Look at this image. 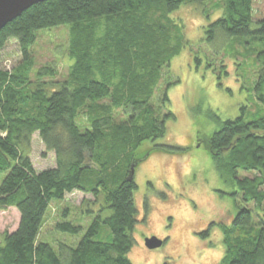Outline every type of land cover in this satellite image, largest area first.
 Instances as JSON below:
<instances>
[{"label":"trees","instance_id":"1","mask_svg":"<svg viewBox=\"0 0 264 264\" xmlns=\"http://www.w3.org/2000/svg\"><path fill=\"white\" fill-rule=\"evenodd\" d=\"M194 1L46 0L0 30V61L13 39L22 55L13 68L0 67V175L5 174L0 209L15 207L20 213L18 228L0 235V264H132L140 215L135 170L147 156L137 149L164 136L175 117L171 111L162 114L164 105L155 104L154 96L164 68L186 42L183 26L170 14ZM252 21L253 0H226L224 14L207 32L209 40L223 38L256 54L254 92L264 104V18L257 28ZM60 26L69 27L73 61L63 80L55 66L37 67L32 48L39 31ZM221 61L226 76L227 63ZM161 100L169 101L167 90ZM37 132L55 153V167L35 168L31 142ZM202 137L220 176L246 203L231 224L212 223L202 234L221 224L226 248L220 264H264V218L254 222L248 206H264V115L222 121ZM189 149L154 144L150 151L178 155ZM240 170L257 174L241 177ZM74 191L94 200L73 218L64 209L55 227L78 241L57 239L56 247L40 240L52 203Z\"/></svg>","mask_w":264,"mask_h":264},{"label":"rangeland","instance_id":"2","mask_svg":"<svg viewBox=\"0 0 264 264\" xmlns=\"http://www.w3.org/2000/svg\"><path fill=\"white\" fill-rule=\"evenodd\" d=\"M225 8L226 0H198L183 4L170 14L183 26L186 42L164 68L154 103L162 102V114L171 111L175 117L167 122L164 136L144 141L137 149L139 156H147L135 170L134 198L140 215L134 229L136 242L129 253L132 264H220L226 248L221 224L214 225L209 234L202 233L212 223L231 224L239 209L246 206L240 194H233L234 186L220 176L202 137L211 135L222 121L241 115L247 120L264 115V104L254 92L260 67L256 54L248 53L239 43L233 48V43L225 44L223 38L209 40V25L224 14ZM263 18L264 0H253L252 28H257ZM41 31L32 47L37 67L53 65L59 71L57 79L68 78L73 63L68 53L69 27ZM259 43L255 46L260 47ZM222 59L227 63L226 76L221 73ZM21 60L18 41H8L0 67L11 69ZM166 90L169 101L164 102L161 98ZM211 111L216 115H211ZM154 144L190 149L178 155L150 151ZM31 149L38 171L56 166L55 153L46 149L38 132L33 135ZM256 174L239 172L241 177ZM4 176L0 175V184ZM93 200L91 194L74 191L63 201L53 202L39 239L56 247L57 239L76 243L78 237L58 233L55 225L63 220L64 209H70L69 217L73 218L87 201ZM248 206L254 211V222H259L260 216L264 218V206L263 213L253 203ZM92 220L83 223L87 226ZM19 222L20 213L15 207L0 209V235L14 232ZM152 236L163 240V245L147 247L145 240Z\"/></svg>","mask_w":264,"mask_h":264},{"label":"water","instance_id":"3","mask_svg":"<svg viewBox=\"0 0 264 264\" xmlns=\"http://www.w3.org/2000/svg\"><path fill=\"white\" fill-rule=\"evenodd\" d=\"M46 0H0V30L9 22L19 17L32 5ZM134 173V170H133ZM146 246L154 249L163 245V240L157 236L148 237Z\"/></svg>","mask_w":264,"mask_h":264},{"label":"crops","instance_id":"4","mask_svg":"<svg viewBox=\"0 0 264 264\" xmlns=\"http://www.w3.org/2000/svg\"><path fill=\"white\" fill-rule=\"evenodd\" d=\"M263 209H261L260 211L262 212ZM263 213V212H262Z\"/></svg>","mask_w":264,"mask_h":264},{"label":"flooded vegetation","instance_id":"5","mask_svg":"<svg viewBox=\"0 0 264 264\" xmlns=\"http://www.w3.org/2000/svg\"><path fill=\"white\" fill-rule=\"evenodd\" d=\"M198 137H199V135H198ZM200 139V138H199Z\"/></svg>","mask_w":264,"mask_h":264}]
</instances>
